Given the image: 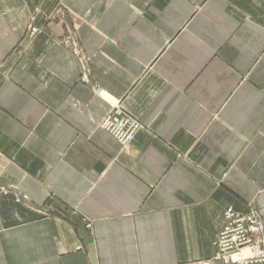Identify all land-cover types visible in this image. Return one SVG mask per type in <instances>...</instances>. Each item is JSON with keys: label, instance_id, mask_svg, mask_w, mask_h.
I'll list each match as a JSON object with an SVG mask.
<instances>
[{"label": "crops", "instance_id": "0c3cea01", "mask_svg": "<svg viewBox=\"0 0 264 264\" xmlns=\"http://www.w3.org/2000/svg\"><path fill=\"white\" fill-rule=\"evenodd\" d=\"M228 207L264 224V0H0V264H224Z\"/></svg>", "mask_w": 264, "mask_h": 264}, {"label": "built area", "instance_id": "2783aa9c", "mask_svg": "<svg viewBox=\"0 0 264 264\" xmlns=\"http://www.w3.org/2000/svg\"><path fill=\"white\" fill-rule=\"evenodd\" d=\"M99 127L126 148L142 128V123L116 100L110 104ZM245 250L246 253L241 255ZM213 260L224 264H264V229L258 212L240 213L226 208L215 241Z\"/></svg>", "mask_w": 264, "mask_h": 264}, {"label": "rangeland", "instance_id": "374dc122", "mask_svg": "<svg viewBox=\"0 0 264 264\" xmlns=\"http://www.w3.org/2000/svg\"><path fill=\"white\" fill-rule=\"evenodd\" d=\"M37 33H39V30H37L35 27H33L32 25H30V24H28L27 25V29H26V32H25V34H26V37L27 38H29L30 36L32 37L33 35H35V34H37ZM67 38V37H66ZM65 38V39H66ZM80 68H81V72L82 73H84V72H86V62H80ZM84 80H86V79H84ZM142 128H143V124H142ZM141 128V129H142ZM140 129V130H141ZM139 130V131H140ZM138 131V132H139ZM2 191H4V190H2ZM252 210H254V209H249L248 211H246V212H240V213H248L249 211H252ZM254 211H256V210H254ZM257 212V211H256ZM260 215V214H259ZM260 218H261V216H260ZM261 221H262V219H261ZM262 225H263V229H264V224H263V222H262ZM201 263V262H200ZM200 263H198V264H200Z\"/></svg>", "mask_w": 264, "mask_h": 264}, {"label": "bare ground", "instance_id": "6f19581e", "mask_svg": "<svg viewBox=\"0 0 264 264\" xmlns=\"http://www.w3.org/2000/svg\"><path fill=\"white\" fill-rule=\"evenodd\" d=\"M107 98L109 99V103H110V104H113V102L116 101V100H114L113 98H109V97H107ZM245 253H246V250L243 251V252L241 253V255H244ZM200 264H206V263H200Z\"/></svg>", "mask_w": 264, "mask_h": 264}]
</instances>
